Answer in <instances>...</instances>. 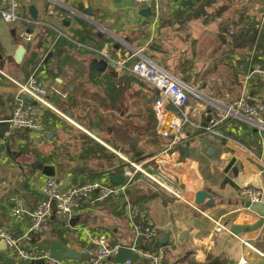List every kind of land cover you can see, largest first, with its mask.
Listing matches in <instances>:
<instances>
[{
    "label": "crops",
    "instance_id": "0c3cea01",
    "mask_svg": "<svg viewBox=\"0 0 264 264\" xmlns=\"http://www.w3.org/2000/svg\"><path fill=\"white\" fill-rule=\"evenodd\" d=\"M10 1L0 0V7L6 9ZM15 2L17 10L32 24L28 26L25 21L8 24L0 17V71L20 82L36 75L48 89L53 108L66 114L76 126L45 110L43 119L52 123L47 133L11 128L0 141V227L16 239L25 236L49 177L45 168H51L50 177L65 186L100 180L116 188L111 182L113 176L123 177L126 185L132 171L127 160L148 165L159 153L156 150L147 153L143 147L149 139L148 128L155 120L158 136L175 137L180 132L189 135L173 147L168 159L186 201L195 203L201 191L212 195V202L206 199L197 205L205 215L182 200L154 192L138 175L124 193L98 208L85 207L72 221L54 216L41 239L32 241L30 236L23 244L28 249L50 250V241L62 242L79 255L90 236L98 233L106 234L112 243L130 246L132 222H150L160 230V246L156 248L152 242L140 246L162 252L164 264H176L187 256L199 263L209 257L226 259L228 264H239L243 258L250 264L262 262L243 241L264 253V216L246 208L239 193L245 187L264 193V136L234 119L217 129L222 137L185 127L178 115L161 109L158 101L155 103L158 92L155 90V95L154 88L145 81L121 71L118 79L113 80L102 72L90 71L87 59L103 50L116 60L139 51L163 68L172 51L163 48L157 51L160 57L154 60L150 46L159 38L161 46L166 45L162 41L165 35L180 32L181 80L203 95L227 104L224 98L218 99L213 94L234 93L230 81L238 79L241 85L238 101L247 73L256 65L264 67V50H234L229 33L234 24L247 18L263 29L264 0H217L213 5H206L207 0H162L155 6L139 5L134 0ZM31 6L38 11L37 21L30 16ZM145 9L151 10V16L141 14ZM177 13H181V24L176 21ZM23 33L31 34L33 40L24 41ZM21 46L25 54L19 63L16 53ZM212 77L223 82V90H206L205 82ZM135 79L141 82V87ZM247 91L253 97H264V80H251ZM17 94L16 87L0 73V121L11 117ZM190 108L192 120L203 125L213 115L204 103L192 101ZM147 143L155 144L151 139ZM169 147L170 142L158 150ZM132 151H142L143 155L133 159L128 154ZM15 198L24 201L25 215L21 219L11 212ZM213 220L223 223L229 231L216 233ZM0 260L26 264L10 257L2 242ZM79 260L86 259L79 255ZM107 264L115 263L110 260Z\"/></svg>",
    "mask_w": 264,
    "mask_h": 264
},
{
    "label": "built area",
    "instance_id": "2783aa9c",
    "mask_svg": "<svg viewBox=\"0 0 264 264\" xmlns=\"http://www.w3.org/2000/svg\"><path fill=\"white\" fill-rule=\"evenodd\" d=\"M139 5L155 6L162 0H134ZM0 17L8 24H15L19 21H25L28 26L32 24L31 20H25L24 16L17 10L15 0H11L6 9L0 7ZM243 28V24H238L229 33L232 38L236 32ZM21 38L24 41L31 42L33 36L23 33ZM53 48V45L50 49ZM100 55L110 60V66L121 72H128L137 78L145 81L154 87L158 94V105L161 109L166 110L168 106H173L179 111V118L182 125L193 129L201 130L204 133L222 137L217 129L225 121L234 119L248 125L256 130L261 136H264V97H253L247 91L248 83L260 78L264 80V67L256 65L245 77L244 92L241 98L233 104H223L203 95L200 91L187 85L174 74L161 68L150 59L143 56L139 51L133 54L114 59L106 50L100 52ZM9 82H11L18 94L14 101L13 111L10 118L5 121L10 124L11 128L19 131H27L33 134H45L51 127L52 123L43 119L44 111L51 110L58 114L62 119L76 126L70 118L63 112L53 108L48 99V89L32 75L27 81H15L0 71ZM25 95L32 99L29 102ZM203 97V98H202ZM192 99L197 103H204L213 111L209 121L203 125L192 120L190 103ZM189 138L185 132H180L171 142V147L165 149L155 156L148 165L137 164L127 160L132 168L129 173L127 184L117 190L112 185H107L100 180L86 181L79 185L65 186L55 177H47L41 189L42 199L38 206L31 214L32 221L25 236L22 239L12 237L5 229L0 227V242H4L10 257L15 258L18 263H32L44 261H53L50 250L46 249H28L23 241L30 239L35 234H43L45 226L54 217L71 220L78 212L85 207L98 208L113 197L124 193L139 175L142 181L154 192L164 193L175 201H184L189 206L197 208L203 215L206 213L195 203L188 202L185 199L184 192L178 180V175L170 165V151L174 146L181 144L184 139ZM263 191L253 187H245L240 190L239 197L244 202L258 203L264 200ZM12 215L16 219H21L25 215L24 201L21 198L13 200L11 207ZM216 233H227L229 230L220 221H215ZM133 225V243L130 246L112 243L104 233L93 234L89 238V243L80 249L79 255L85 257V261L64 258L56 264H107L111 258L116 256L122 247L130 248L139 258L140 261L148 264H164L165 256L162 252H153L143 249L138 242H153L159 239L160 230L153 223H135ZM243 244L252 249L264 264V253L252 248L250 244L243 241ZM127 264H132L127 262ZM239 264H250L245 258L241 259ZM254 264V263H251Z\"/></svg>",
    "mask_w": 264,
    "mask_h": 264
},
{
    "label": "water",
    "instance_id": "95a60500",
    "mask_svg": "<svg viewBox=\"0 0 264 264\" xmlns=\"http://www.w3.org/2000/svg\"><path fill=\"white\" fill-rule=\"evenodd\" d=\"M29 13L33 20L35 21L38 20V11L35 9L34 6H31L29 8ZM86 14L92 17V14L89 11H86ZM141 14L144 17H149L151 16V10L145 9L143 10ZM79 22L81 23V20ZM24 54H25V48L21 46L16 53V61L20 63L22 61ZM87 65L90 71L102 72L113 80H117L119 77V71L112 68L110 66V60L101 55L89 56L87 59ZM247 66L248 64H246V69H247ZM24 97L29 102H32V99L29 96L25 95ZM10 131H11V126L9 123L0 122V141L4 140L5 135L9 133ZM94 133L95 135H98L97 132L94 131ZM184 150L185 152H187L188 148H185ZM50 171L52 172L53 170H51V168H45L44 170L45 175L49 177L53 176V174ZM111 182L116 186L117 190H120L125 183V179L121 176H113L111 178ZM211 198H212L211 194L206 193L205 191H201L196 195L195 204L201 205L205 202L206 199H209L210 202H212ZM245 207L264 216V201L258 202V203H252L248 201L245 203ZM48 239L50 240V237H48ZM162 242H165V239H162ZM141 243L142 241L140 240L139 245H141ZM2 246H5L4 242H2ZM50 252H51L52 260L56 262H60L64 258L79 260V255L75 253L74 251L69 250L65 245H63L62 242L50 241ZM110 260L111 262H114L115 264H127V262L136 264L140 261L138 256L130 248H127V247H122L119 250L118 254L114 256L113 258H111ZM36 264H45V262L40 261V262H37Z\"/></svg>",
    "mask_w": 264,
    "mask_h": 264
},
{
    "label": "trees",
    "instance_id": "16d2710c",
    "mask_svg": "<svg viewBox=\"0 0 264 264\" xmlns=\"http://www.w3.org/2000/svg\"><path fill=\"white\" fill-rule=\"evenodd\" d=\"M216 1L217 0H207V4L206 5H213ZM175 18H176V21L179 24H181V13H177ZM239 23L243 24V28L241 30H239L238 32H236L234 34V36H232L233 49L234 50H236V49H248V51H252L254 48H256L259 51H263L264 50V27H263V29L259 28L258 24L255 23L254 21H252V19H250V18H247L246 21L241 20ZM236 25L237 24H234L235 27H236ZM225 30L229 31L230 29H226L225 28ZM257 57H258V55L256 56V58ZM179 65H181V63H179ZM243 71H244V69H243ZM184 73H186V70H184ZM131 75L134 76L133 74H131ZM178 75H179V79H181V74H178ZM187 79L185 78L186 81H188ZM152 88H154V87H152ZM155 90L156 89L154 88V93H155ZM155 95H156V93H155ZM158 98L159 97H158V94H157L155 96V103L158 101ZM167 109H168V111L174 112L177 115H179V111L177 109H175L173 106H168ZM154 117L156 118L155 113H154ZM156 120H157V118H156ZM162 139L164 141L163 144L164 143L168 144L169 142L171 143V141L174 139V137H170V136H168V137H160L159 136L158 140L156 141V144L157 145H161ZM128 154L130 156H132L133 159H136V157H139L140 155H143V152L142 151H132V152H129ZM42 235L43 234H35V235H33L32 236V241L41 239ZM159 240L160 239L154 240L152 242V243L155 244L156 248H157V246H160ZM142 248L146 249V250L147 249L150 250L151 246L143 245ZM0 264H10V261H8V260H0ZM26 264H32V263H26ZM176 264H228V261L226 259H222V258L209 257L204 263H199V262L195 261L194 259L190 258L189 256H187L184 259L180 260Z\"/></svg>",
    "mask_w": 264,
    "mask_h": 264
},
{
    "label": "rangeland",
    "instance_id": "374dc122",
    "mask_svg": "<svg viewBox=\"0 0 264 264\" xmlns=\"http://www.w3.org/2000/svg\"><path fill=\"white\" fill-rule=\"evenodd\" d=\"M245 8V7H244ZM244 8L241 10L243 11ZM234 29V28H233ZM179 33L180 32H177V33H169L168 35H165L162 39L163 42L166 43V45H163L161 46L160 44V38L159 40H155V42L152 43V47L153 48V51H152V59L156 60L157 58H159V52L157 51H160L162 50L163 48L169 52L172 51V53H170V57L171 58H165V61H164V64H163V68L167 71H169L170 73L174 74V75H178V74H181V65H179V63H181V60L180 57H181V47H179V42H178V39H180L181 41V37L179 36ZM155 34L157 35V31L155 32ZM159 37V36H158ZM129 50V49H128ZM147 49H144V51H147ZM130 51V50H129ZM157 52V53H156ZM198 80V78H196ZM230 82H232V88L231 90H233L234 93L232 94H223L222 96H218V95H215L213 94V96H215L216 98H224V100L226 101L225 103L227 104H233L237 99H238V96H239V93L241 91V88H240V83H239V80L238 79H235L233 78V80H231ZM133 83V81H132ZM135 83L141 87L142 84L139 80H136L135 79ZM206 83V86H207V91L210 92L211 90L214 91L215 89H222V87L224 88V86L222 85L223 82H220L219 79H217V77H212V80L208 81V82H205ZM223 90V89H222ZM203 98V97H202ZM192 101H194L192 99ZM168 108V107H167ZM170 113V112H169ZM172 114L174 115H177L176 113L174 112H171ZM170 113V114H171ZM157 122L154 120V123H153V126L151 128H148V137L149 139L153 140V142H155V144H151V143H147L149 139H147V142L145 144H143V147H145V150H147V153H150L152 151H155L156 150V153L160 154L162 151L161 150H158V149H164L167 147V143H164L163 144V139H162V143L161 145H157L156 144V141L158 140V135H157ZM162 137V136H160Z\"/></svg>",
    "mask_w": 264,
    "mask_h": 264
}]
</instances>
